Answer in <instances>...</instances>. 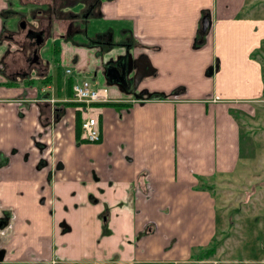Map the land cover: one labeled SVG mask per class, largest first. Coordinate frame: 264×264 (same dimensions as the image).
I'll use <instances>...</instances> for the list:
<instances>
[{"label": "crops", "instance_id": "0c3cea01", "mask_svg": "<svg viewBox=\"0 0 264 264\" xmlns=\"http://www.w3.org/2000/svg\"><path fill=\"white\" fill-rule=\"evenodd\" d=\"M4 7L0 0V10ZM262 10L261 0H102L100 22L88 30L113 31L121 42L116 61L141 53L149 70L137 62L133 76L121 74L115 65L93 60L92 47L74 45L60 53L68 68L69 61L76 67L72 84L86 78L93 87H106L110 102L120 104L98 108V143L76 146L80 112L67 106L53 133L38 140L64 166L53 189L69 201L72 215L73 232L66 241L73 249L64 251L69 264H264V216L256 218L254 229L241 210L255 196L264 210V187L249 184L237 194L231 182L244 159L256 158L239 118L250 129L251 106L264 101ZM204 17L211 21L205 32ZM65 24L56 25L58 33ZM68 79L55 84L51 76L37 89L16 76L0 83V154L9 156L8 166L0 169V186L10 181L3 193L19 211L23 203L35 207L33 197L24 201L13 192H33L42 184L32 170L38 159L33 139L48 109L70 102ZM134 81L143 82L134 88ZM144 89L152 96L141 100ZM133 99L136 103H128ZM91 169L98 183L92 182ZM88 193L109 209L111 233L98 244L103 207L90 204ZM45 221L38 229L41 238L50 236ZM249 239L262 244L251 258L235 248Z\"/></svg>", "mask_w": 264, "mask_h": 264}, {"label": "flooded vegetation", "instance_id": "af4514ba", "mask_svg": "<svg viewBox=\"0 0 264 264\" xmlns=\"http://www.w3.org/2000/svg\"><path fill=\"white\" fill-rule=\"evenodd\" d=\"M101 2L102 0H4L5 7L0 10L3 16L0 26V83L9 84V80L15 76L30 83L50 80L52 64H56L53 61L57 62L60 58L61 46H57L58 41L69 46L92 47L93 60L100 64L115 65L121 74L130 73V55H127V60L122 64L121 61H116L117 54L114 50L119 48L121 42L116 40L114 32L110 30L112 34L104 35L98 29L88 30L91 23L100 22ZM63 23H66L67 29L64 33H58L55 27ZM104 50V53L109 50L111 57H102ZM73 58L71 61L77 60L76 56ZM133 75L131 72L129 77ZM66 109L64 105L52 110L49 108V115H45L41 121L42 131L33 139L37 140L34 146L37 148L38 159L32 170L42 177V184L33 192H13L14 197L24 201L33 197L35 207L30 203H23L19 211L16 207L9 206V197L6 194H0V264H69L64 251L73 249V245L66 241V237L73 232L72 215L66 204L69 201L65 203L53 189L57 182L55 179L64 171V166L55 159L50 148L38 141L49 132L53 133L61 116L67 114ZM78 138L77 147L95 144L81 139L80 132ZM28 160L29 155H25L23 162L27 163ZM8 163L9 156L0 154V169L8 166ZM36 175H33V180H38L34 177ZM3 176L4 173H0V179ZM90 178L93 183L100 181L94 169L90 170ZM0 181L1 184L2 180ZM79 184L83 186L85 182ZM95 191L98 195L103 194L99 187ZM86 198L90 204L103 207L98 215L101 223L96 242L98 244L104 233H111L107 222L109 209L97 196L88 193ZM77 207L79 204L72 203L73 209ZM45 220L50 222V236L41 238L38 229H43Z\"/></svg>", "mask_w": 264, "mask_h": 264}, {"label": "rangeland", "instance_id": "374dc122", "mask_svg": "<svg viewBox=\"0 0 264 264\" xmlns=\"http://www.w3.org/2000/svg\"><path fill=\"white\" fill-rule=\"evenodd\" d=\"M262 2L264 0H261ZM261 13L264 15V11L262 10ZM92 34V33H91ZM57 46H61L59 47L60 53H62V51L64 49H68L70 48V46H67L65 43H63L62 41H58ZM71 47L73 48V46L71 45ZM140 56H145L142 55L140 53ZM70 59V58H69ZM69 61V60H68ZM56 64H52L50 73L51 76L53 78V82L56 84V81L58 82V78L61 77L62 80L66 79L68 77V75H65L64 71L66 68H68V66H66L67 62H66V58H59V60L53 61ZM69 68L71 70V76L74 77L75 75H73V70L74 68H76L75 66H72L70 64L69 61ZM263 75H264V63H263ZM75 73V72H74ZM264 79V76H263ZM143 81H140L139 85L142 83ZM139 85L137 87H139ZM37 89L38 84L35 83L34 85ZM95 86V85H93ZM49 93L48 91H44V94ZM143 94L148 93V91L143 90L142 92ZM41 95L43 93H40ZM50 94V93H49ZM53 95L55 97H57L58 95V89L55 88L53 90ZM146 97V95H144ZM110 98V97H109ZM263 100H264V96H263ZM251 108L253 109V113H250L251 116L255 117L253 121L250 122V129L247 127H243V123H242V119L241 117L239 118V121L242 124V130L243 133L245 135V137L249 136L253 139V151H255V155L256 158L255 159H244L238 169L235 171L236 175L235 177L231 180L232 182V188L234 190L237 191V194L239 193L240 190L245 189L248 187V185L250 184L251 187L254 185V187L256 189L259 188H263L264 186L261 185H257L258 181H262L264 182V162H261L262 160L264 161V101L260 102L259 104H255L252 105ZM250 108V109H251ZM99 123V120H98ZM245 128V129H244ZM263 137V139H262ZM243 156H246L245 154H243ZM10 183V181L6 182L4 185L0 186V192L2 194L4 189L3 187L5 185H8ZM14 188H19L18 184L16 182H14L13 184ZM259 201L257 199V197H252L250 199L249 202H244L243 207H241V210L244 211L243 216H244V220L247 221V223L250 225L251 228H256V221L258 218V221L261 220L262 216H264V210L260 207H258ZM234 205V204H233ZM220 212V211H219ZM258 241V242H257ZM254 240V239H249V243L245 244L243 246L241 245H235V248L239 249L240 253H245V254H249V258L253 257V254L255 253V251H257L256 247L260 246L261 247V243H259L260 240ZM256 243V244H254ZM244 249V252L241 249ZM248 248V251H245V249Z\"/></svg>", "mask_w": 264, "mask_h": 264}, {"label": "built area", "instance_id": "2783aa9c", "mask_svg": "<svg viewBox=\"0 0 264 264\" xmlns=\"http://www.w3.org/2000/svg\"><path fill=\"white\" fill-rule=\"evenodd\" d=\"M65 74L69 75L70 70H65ZM71 102L78 105V111L81 113L80 138L89 143H97L100 140V131L98 114H94V110L97 112V106L110 102L107 88L104 86L93 87L87 80H75L72 86ZM129 102L136 103L134 99Z\"/></svg>", "mask_w": 264, "mask_h": 264}, {"label": "water", "instance_id": "95a60500", "mask_svg": "<svg viewBox=\"0 0 264 264\" xmlns=\"http://www.w3.org/2000/svg\"><path fill=\"white\" fill-rule=\"evenodd\" d=\"M210 25H211V21L209 20V18L208 17H204L203 20H202V25H201L202 26L201 27L202 31L205 32L209 28ZM108 52H109V50L107 51V53ZM130 57H131V55L129 56L128 62L131 61L132 67L134 66V64H136L138 62V64L141 65L140 66L141 70H149L148 67H147V60H145V58H143V57L140 56L139 58H135V59L131 60ZM212 72H213V67H211L208 70V74L210 75ZM139 83H140V81H136V82L134 81L133 82V87L134 88H137V86L139 85ZM146 94L139 93V96H140L139 98L142 99L143 97H145L144 95H146L147 98H150L152 96L151 94H148V93H146Z\"/></svg>", "mask_w": 264, "mask_h": 264}, {"label": "trees", "instance_id": "16d2710c", "mask_svg": "<svg viewBox=\"0 0 264 264\" xmlns=\"http://www.w3.org/2000/svg\"><path fill=\"white\" fill-rule=\"evenodd\" d=\"M72 85V79L69 78L68 79V87L70 88V86ZM64 106H67V107H76L77 104H74V103H64L63 104ZM106 105H110V106H113L115 108H117V106H120V104H112V103H107V104H103L101 106H106ZM77 125H76V136L78 137L79 136V132H80V118L78 117V114H77Z\"/></svg>", "mask_w": 264, "mask_h": 264}, {"label": "bare ground", "instance_id": "6f19581e", "mask_svg": "<svg viewBox=\"0 0 264 264\" xmlns=\"http://www.w3.org/2000/svg\"><path fill=\"white\" fill-rule=\"evenodd\" d=\"M75 80H77V81H80V80H86V78H77V79H75ZM73 84H74V82H73ZM73 84H72V86H73ZM72 86H71V92H72Z\"/></svg>", "mask_w": 264, "mask_h": 264}]
</instances>
